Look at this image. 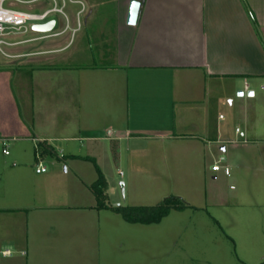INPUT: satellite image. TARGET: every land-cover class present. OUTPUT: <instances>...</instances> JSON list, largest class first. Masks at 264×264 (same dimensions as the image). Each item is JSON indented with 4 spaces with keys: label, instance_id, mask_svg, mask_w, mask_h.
<instances>
[{
    "label": "crops",
    "instance_id": "crops-1",
    "mask_svg": "<svg viewBox=\"0 0 264 264\" xmlns=\"http://www.w3.org/2000/svg\"><path fill=\"white\" fill-rule=\"evenodd\" d=\"M81 1L73 38L66 32L32 46L25 45L39 40L20 39L2 52L9 60L0 59V136L13 145L0 150V264H93V246L101 250L105 239L101 212L113 220L96 207L84 162L106 176L104 140L119 163L136 160L133 170L147 141L170 160L179 141L193 151L211 153L212 143L225 151V117L213 120V107H251L264 89V0H142L135 25L127 23L131 0ZM77 5L68 13L73 26ZM94 55L101 62H82ZM26 65V76H17L21 93L28 89L21 107L13 85ZM236 134L254 137L249 127ZM40 162L46 172H37Z\"/></svg>",
    "mask_w": 264,
    "mask_h": 264
},
{
    "label": "rangeland",
    "instance_id": "rangeland-1",
    "mask_svg": "<svg viewBox=\"0 0 264 264\" xmlns=\"http://www.w3.org/2000/svg\"><path fill=\"white\" fill-rule=\"evenodd\" d=\"M14 2L23 9L39 5ZM78 9L79 5L69 3L67 12L73 15ZM52 17L57 18L59 23L64 21L62 15L55 14ZM42 34L44 32L30 31L15 40ZM54 40L56 38L39 40L25 46ZM98 49H93L92 52H97ZM0 59L9 60L1 51ZM82 62L99 63L101 59L94 55ZM29 70L26 65L15 71L13 86L21 107H25L24 96L28 89L21 93L17 76L22 78ZM251 101V107H236L237 104L213 107L212 119L216 120L219 113L223 114L226 138L237 140L225 142V151L221 150V144L216 143H212L211 153L208 150L200 152L199 147L198 151H193L179 141L176 159L170 160L151 152L155 147L148 149L152 145L147 141L142 144L147 152L139 157V165L133 170L131 163L136 160L132 156L122 157L119 163L114 144L109 139L104 140L110 157H100L99 163L104 166V171L105 168L108 169L106 176L114 187V192L110 185L108 188V202L111 205L116 206L115 202H119L122 206H155L167 198L179 197L188 207L183 210L172 209L160 222L150 224L128 222L122 214L111 208L108 209L113 221L109 223L103 215L107 212L102 211L101 231L105 239L101 242V250L93 246L94 255L90 257L93 264H99L97 259H101L100 256L106 260V263L103 261L104 264L264 262L261 259L264 238L259 237L260 230L258 231L264 227V204L257 205L258 201L264 202V89H259L257 96ZM244 109L249 112L246 117H243ZM237 127L243 130L249 127L253 133L251 136L254 137L247 138L249 140L246 142L241 141L243 137L236 134ZM11 143L10 146L13 145ZM133 147L135 148V144ZM1 148L2 146L0 150ZM221 155L226 157V163L231 167L230 176L224 171L212 169L213 163ZM52 156L45 162L56 158L53 154ZM108 161L109 167L106 166ZM84 163L90 165L91 174L83 177L90 183L88 189L93 193L90 186L98 179V170L93 161ZM92 197L96 199L95 195ZM108 234L110 240H107ZM90 243L94 244L92 241Z\"/></svg>",
    "mask_w": 264,
    "mask_h": 264
},
{
    "label": "built area",
    "instance_id": "built-area-1",
    "mask_svg": "<svg viewBox=\"0 0 264 264\" xmlns=\"http://www.w3.org/2000/svg\"><path fill=\"white\" fill-rule=\"evenodd\" d=\"M13 1L39 5L31 7V9H23L13 4ZM48 3V5L46 4ZM69 3L80 4L82 8L77 12V23L73 26L71 18L68 15L67 7ZM85 4L81 0H0V51L5 53L4 45L11 46L23 41L30 40H43L51 37L60 36L66 32H70L72 38L81 28V15L84 13ZM55 14L62 15L64 21L59 28V21L57 18L52 17ZM55 20V24L50 31L44 32L42 35L26 39L23 41L15 40L16 37L27 34L33 29L34 25L44 24L51 20ZM223 118V114L220 115ZM240 132V128L236 129ZM108 135H112V130H108ZM226 142H237V140H227ZM0 146H2L4 153H9L10 139L0 136ZM227 159L224 155L214 162L212 169L214 171H224L228 176L231 175V167L226 163ZM47 167L41 162L38 164L37 172H46ZM5 256L12 255L11 250L2 252Z\"/></svg>",
    "mask_w": 264,
    "mask_h": 264
},
{
    "label": "trees",
    "instance_id": "trees-1",
    "mask_svg": "<svg viewBox=\"0 0 264 264\" xmlns=\"http://www.w3.org/2000/svg\"><path fill=\"white\" fill-rule=\"evenodd\" d=\"M50 147L47 146L45 152L54 153L53 149L48 150ZM98 170V179L91 184V189L96 197L98 209L111 208L112 210L120 213L123 217L131 223H158L165 216H167L172 209L183 210L188 207V204L182 201L179 197H171L165 199L159 205L155 206H122V205H111L108 202V188L109 183L106 176L96 164ZM261 264H264L261 263Z\"/></svg>",
    "mask_w": 264,
    "mask_h": 264
},
{
    "label": "water",
    "instance_id": "water-1",
    "mask_svg": "<svg viewBox=\"0 0 264 264\" xmlns=\"http://www.w3.org/2000/svg\"><path fill=\"white\" fill-rule=\"evenodd\" d=\"M142 0H131L128 16H127V23L130 25H135L138 21L140 9H141ZM55 24V20H51L44 24H37L33 26V29L39 32H47L50 31ZM239 94H243V91H239Z\"/></svg>",
    "mask_w": 264,
    "mask_h": 264
}]
</instances>
